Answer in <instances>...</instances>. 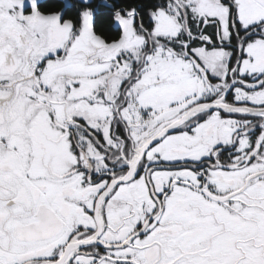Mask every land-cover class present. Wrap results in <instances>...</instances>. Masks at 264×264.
<instances>
[{
	"label": "snow or ice",
	"instance_id": "snow-or-ice-1",
	"mask_svg": "<svg viewBox=\"0 0 264 264\" xmlns=\"http://www.w3.org/2000/svg\"><path fill=\"white\" fill-rule=\"evenodd\" d=\"M0 264H264V0H0Z\"/></svg>",
	"mask_w": 264,
	"mask_h": 264
}]
</instances>
